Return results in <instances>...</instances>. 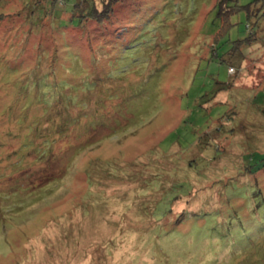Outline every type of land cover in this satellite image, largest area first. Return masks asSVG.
<instances>
[{
	"label": "rangeland",
	"instance_id": "rangeland-1",
	"mask_svg": "<svg viewBox=\"0 0 264 264\" xmlns=\"http://www.w3.org/2000/svg\"><path fill=\"white\" fill-rule=\"evenodd\" d=\"M58 1L0 0V264H264V1Z\"/></svg>",
	"mask_w": 264,
	"mask_h": 264
},
{
	"label": "trees",
	"instance_id": "trees-1",
	"mask_svg": "<svg viewBox=\"0 0 264 264\" xmlns=\"http://www.w3.org/2000/svg\"><path fill=\"white\" fill-rule=\"evenodd\" d=\"M121 1H123V0H109L107 3L106 0H101V2L104 3L102 6V7H104V9L100 11L99 7H98L100 5L98 4L97 0H88V1L84 0V2L82 4H80V6L74 7V9L72 11V17L79 16V17H82L83 20L94 18V19L102 21L105 18H108L109 14L112 12L113 6L115 4L120 3ZM58 2L63 3L64 0H60ZM24 87H25V90H28L30 88H37V86H34V85H31L29 87H26V86H24ZM39 89H41V88H39ZM41 90H43V89H41ZM43 94L50 95V94H46V93H43ZM47 104L51 105V102H48Z\"/></svg>",
	"mask_w": 264,
	"mask_h": 264
}]
</instances>
